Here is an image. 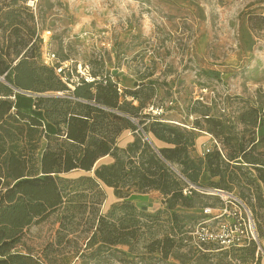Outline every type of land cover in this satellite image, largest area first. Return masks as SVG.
Masks as SVG:
<instances>
[{
  "label": "rangeland",
  "instance_id": "rangeland-1",
  "mask_svg": "<svg viewBox=\"0 0 264 264\" xmlns=\"http://www.w3.org/2000/svg\"><path fill=\"white\" fill-rule=\"evenodd\" d=\"M25 51L36 67L66 63L70 82L83 81L80 71L89 78L110 77L120 93L127 91L121 101L139 107L136 116H128L135 123L159 120L177 128L187 139L190 159L217 150L237 164L227 159L234 143L250 137L257 141L263 131L244 123L241 113L264 99V0H0V59L15 63ZM51 52L55 58L47 63L45 55ZM59 87L44 94L70 97L65 83ZM218 118L223 134H218ZM19 132L16 149L28 154L29 170L39 167L47 145L56 148L64 140L36 133L31 139ZM135 135L148 136L156 148L171 146L149 132L130 129L116 144L126 147ZM111 161L110 156L101 160ZM170 167L184 179L176 163ZM238 167L228 166L224 175L236 173L240 182L222 190L250 208L262 244L264 202L257 194L261 191L264 199V182L248 184L257 172L245 163ZM58 176L67 192L64 203L37 223L11 218L0 223V234L10 237L3 252L28 249L58 264H264L263 247L200 245L198 235L191 234L203 208L219 202L209 186L218 178H209L208 171L198 185L188 183L195 187L183 192L190 200L172 201L159 190L131 198L125 187L95 186L87 179L93 172L82 169ZM100 216L116 223L115 243L96 231Z\"/></svg>",
  "mask_w": 264,
  "mask_h": 264
},
{
  "label": "trees",
  "instance_id": "trees-1",
  "mask_svg": "<svg viewBox=\"0 0 264 264\" xmlns=\"http://www.w3.org/2000/svg\"><path fill=\"white\" fill-rule=\"evenodd\" d=\"M26 53L15 63L14 60L4 63L0 59V75L5 82L0 81V94L6 96L0 99V223L10 218L14 223L30 220L37 223L44 219L64 203V194H67L60 185L62 180L58 174L73 169L93 172L87 179L95 186L103 183L117 191L125 187L131 198H139L148 190H159L169 196V201L190 200V194L184 195L183 189L189 186L188 183L198 185L204 171H208L209 178H218L209 181L210 187L225 190L230 182L238 183L240 178L233 172L225 177L224 172L228 171V166L239 168L241 163L257 172L255 177L247 179L248 184L264 182L263 97L258 105L241 113L244 123L262 127L263 131L257 141L250 137L234 143L233 152L227 154V159L237 164L223 159L217 150L206 154L204 159L194 160L188 157L187 139L177 128L159 120L135 123L128 114L136 116L139 107L122 102L121 96L127 91L120 93L117 83L108 76L82 81L69 92L70 97L44 94L62 89L59 87L61 81L52 66H33ZM43 73H46L45 77ZM129 94L138 99L135 93ZM53 115L58 120L53 121ZM215 122L221 126L218 134H223L224 127L219 118ZM127 129L135 134L140 130L149 132L171 146L156 148L152 141L135 135L133 141L120 148L117 139ZM16 130L20 135L21 130L26 131V136L31 139L36 133L40 137L59 136L64 140L56 148L47 145L39 167L29 170L28 154L16 149ZM106 156L112 161L101 162ZM174 163L179 166L178 173L184 179L171 169ZM34 171L40 175L33 176ZM261 197L262 192L258 191L257 198L264 202ZM105 228H109L107 232H104ZM115 229L114 221L105 220L104 216L98 218L96 231L103 234L104 241L115 243ZM8 238L0 234V264H58L56 259L28 249L3 252ZM250 246L254 244L247 248Z\"/></svg>",
  "mask_w": 264,
  "mask_h": 264
},
{
  "label": "built area",
  "instance_id": "built-area-1",
  "mask_svg": "<svg viewBox=\"0 0 264 264\" xmlns=\"http://www.w3.org/2000/svg\"><path fill=\"white\" fill-rule=\"evenodd\" d=\"M50 32V30H47L46 34L49 35ZM41 37L45 41L43 31ZM54 58V53H47L44 61L48 63ZM51 64L58 78L66 84L65 80L69 81V75H66L64 70L68 65L64 62ZM80 77L86 82L94 79L86 76V73L83 71H80ZM81 82H79V77L78 81L71 79V83L75 86ZM188 188L195 189L193 185L189 184L183 192ZM214 191L220 196L218 204L206 205L203 208V217L197 222L194 228L195 231H192L191 234L198 235L197 240L200 242V245L214 243L223 248L235 249L254 244L258 251L262 250L263 246L260 242L256 221L246 203L232 192L220 189H214Z\"/></svg>",
  "mask_w": 264,
  "mask_h": 264
},
{
  "label": "bare ground",
  "instance_id": "bare-ground-1",
  "mask_svg": "<svg viewBox=\"0 0 264 264\" xmlns=\"http://www.w3.org/2000/svg\"><path fill=\"white\" fill-rule=\"evenodd\" d=\"M65 81H66L67 86H68L70 89H74V88H75V85H74L73 83H71V82H69V81H67V80H65Z\"/></svg>",
  "mask_w": 264,
  "mask_h": 264
},
{
  "label": "crops",
  "instance_id": "crops-1",
  "mask_svg": "<svg viewBox=\"0 0 264 264\" xmlns=\"http://www.w3.org/2000/svg\"><path fill=\"white\" fill-rule=\"evenodd\" d=\"M149 140L151 141V139L149 138ZM263 240H264V238H263ZM262 244H263V248H264V241H262Z\"/></svg>",
  "mask_w": 264,
  "mask_h": 264
},
{
  "label": "water",
  "instance_id": "water-1",
  "mask_svg": "<svg viewBox=\"0 0 264 264\" xmlns=\"http://www.w3.org/2000/svg\"><path fill=\"white\" fill-rule=\"evenodd\" d=\"M145 139H148L149 140L148 136L145 135Z\"/></svg>",
  "mask_w": 264,
  "mask_h": 264
}]
</instances>
